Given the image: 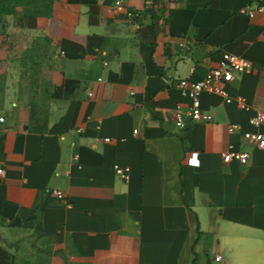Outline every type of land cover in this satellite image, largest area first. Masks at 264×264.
Wrapping results in <instances>:
<instances>
[{
	"label": "crops",
	"instance_id": "0c3cea01",
	"mask_svg": "<svg viewBox=\"0 0 264 264\" xmlns=\"http://www.w3.org/2000/svg\"><path fill=\"white\" fill-rule=\"evenodd\" d=\"M250 2L0 0V264H264V151L243 138L264 113ZM224 52L252 70L218 84L229 103L202 93L211 120L180 130L176 83Z\"/></svg>",
	"mask_w": 264,
	"mask_h": 264
},
{
	"label": "built area",
	"instance_id": "2783aa9c",
	"mask_svg": "<svg viewBox=\"0 0 264 264\" xmlns=\"http://www.w3.org/2000/svg\"><path fill=\"white\" fill-rule=\"evenodd\" d=\"M263 0H251L241 11L242 14L246 15L248 18L252 19L258 13H264ZM125 7L123 1H117L115 3V8L121 10ZM252 70V65L241 57L231 55L227 52L221 54L219 60L216 62L215 66L209 71L206 79L202 82H192L189 80H179L176 85L177 87L186 93L191 101L190 108L187 112L177 110L172 114V119L175 125L180 130H185L189 125L198 122H209L211 118L201 112V102L200 96L204 92H209L218 95L230 102L227 98L226 93L218 87L220 82L231 83L237 75L248 72ZM187 120H186V118ZM4 119L0 118V123H3ZM250 125L256 130L252 133H246L243 138L250 144L254 145L259 150L264 151V113H260L252 117L249 121ZM134 134H137L135 131ZM223 159L226 162L238 161L240 163H245L249 159L247 153L237 152V151H227L223 154ZM188 163H199L197 158L189 159ZM116 176L124 181L129 179V170L127 168H120L116 166L115 168ZM3 174V170L0 168V175ZM56 197L62 198V193L56 191L54 193ZM215 262L219 263L221 257L217 256L214 259Z\"/></svg>",
	"mask_w": 264,
	"mask_h": 264
}]
</instances>
